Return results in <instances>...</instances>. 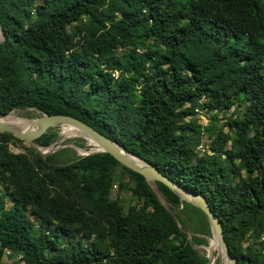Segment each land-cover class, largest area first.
Instances as JSON below:
<instances>
[{"label":"trees","instance_id":"16d2710c","mask_svg":"<svg viewBox=\"0 0 264 264\" xmlns=\"http://www.w3.org/2000/svg\"><path fill=\"white\" fill-rule=\"evenodd\" d=\"M0 24V115L79 118L203 195L237 264H264V0H0ZM64 150L44 158L0 134V264L6 251L20 264L208 263L199 208L157 182L172 214L110 154Z\"/></svg>","mask_w":264,"mask_h":264},{"label":"water","instance_id":"95a60500","mask_svg":"<svg viewBox=\"0 0 264 264\" xmlns=\"http://www.w3.org/2000/svg\"><path fill=\"white\" fill-rule=\"evenodd\" d=\"M0 30L2 31L1 24ZM10 115L11 113L8 115H0V134L9 133L14 135L15 137L23 140L24 143L29 147L34 148L44 158L55 153V151L59 148V142L67 136L66 134H62L60 139L49 146L45 151L41 150V147H39L35 143L38 138L47 133L51 128L61 127L77 130L79 132L78 134H71L69 136H81L87 140H90L93 144L99 146V148L97 147L98 149L95 152H92L87 156L96 153H108L126 168L142 175L147 183L153 188L167 210L170 213L174 214L171 206L167 202V199L158 188L157 182L166 185L180 198L199 208L207 216L208 221L211 225L212 234L218 246V251L225 259V264H237L236 259L231 255L230 248L225 239L223 223L220 218L212 211L207 199L203 195L187 190L179 183L164 175L153 164L141 159L135 154L130 153L119 143L109 139L94 127L80 120L79 118L63 114L48 115L41 112L39 114V117L28 121L29 124L25 126L11 125L9 123L1 121L2 119H5ZM213 255L214 252H212L211 256L208 257L207 264H214Z\"/></svg>","mask_w":264,"mask_h":264},{"label":"rangeland","instance_id":"374dc122","mask_svg":"<svg viewBox=\"0 0 264 264\" xmlns=\"http://www.w3.org/2000/svg\"><path fill=\"white\" fill-rule=\"evenodd\" d=\"M1 32V38L0 41H2L4 39L3 33ZM234 109H232L229 112L226 113H221L220 114V122L218 123V127H222L225 124V119L228 118L232 113H233ZM12 113H16L20 118L27 120V121H31L37 117H39V114L41 113L39 110H36L34 107H32L30 110H26V111H21V110H17V111H13ZM11 113V114H12ZM212 117V114H207V112L205 111H200L196 117V119L198 120V122L200 123L201 126L203 127H207L209 125H211L210 123V118ZM65 128L61 129V136L62 134H64ZM225 132H228V128L224 129ZM209 140L208 137L206 135H204L203 138V143L202 145L199 147L198 151L199 154L203 153L205 150H209L208 146H209ZM92 142H90V140L85 139L84 137L81 136H67L65 137L62 141L59 142L58 144V149L55 151V153H59L61 150L65 149V148H71L74 151H68V150H64L65 152H63V155L61 156L65 161L69 160V159H75L78 157H85L88 154L95 152L98 148L94 145L91 144ZM52 144H50L49 146H51ZM82 145L83 147L80 148L79 146ZM24 146L29 147L27 144L24 143ZM49 146H39L41 147V150L43 149H47ZM228 146H230V144H228ZM11 150L15 153H24L25 149L22 148L20 145H15V144H11ZM78 147V148H77ZM116 180L118 181L119 178L123 177H129V173L122 168L121 166H117L116 167ZM5 187L2 186V189H4ZM117 196L122 197L123 200V205L125 207V209L127 210L129 205L132 202V198L129 192H121L118 185L114 186L112 191H111V198L112 199H116ZM7 202V209L11 208L12 206V202L9 200V198L6 200ZM211 227V225H210ZM212 231V230H211ZM194 236V234L190 233V238H192ZM203 238H205L207 240V244L206 245H197L194 243V247L195 249L198 251V253L205 258H208L209 256H211V252L210 249H212L214 252L213 255V259H214V264H225V259L222 257V255L219 253L218 249L214 250L213 249V242L215 241V238L212 234L211 237L208 236H202ZM4 262L5 264H12V263H16V264H20L19 263V259L18 258H10V256L8 258H4Z\"/></svg>","mask_w":264,"mask_h":264},{"label":"bare ground","instance_id":"6f19581e","mask_svg":"<svg viewBox=\"0 0 264 264\" xmlns=\"http://www.w3.org/2000/svg\"><path fill=\"white\" fill-rule=\"evenodd\" d=\"M0 38H1V32H0ZM2 122H5V123H9V124H11V125H17V126H25V125H28L29 124V122L28 121H26V120H24V119H22V118H20L16 113H12L10 116H8L7 118H5V119H2L1 120ZM79 132L77 131V130H75V129H72V128H65V131H64V134H66V136H69V135H71V134H78ZM91 142V141H90ZM91 144H93V143H91ZM95 145V144H94ZM96 147H98L99 148V146H97V145H95ZM44 151L46 150V148L45 149H43ZM213 249L214 250H216V249H218V246H217V244H216V242L214 241L213 242ZM212 249H210V252L212 253Z\"/></svg>","mask_w":264,"mask_h":264},{"label":"built area","instance_id":"2783aa9c","mask_svg":"<svg viewBox=\"0 0 264 264\" xmlns=\"http://www.w3.org/2000/svg\"><path fill=\"white\" fill-rule=\"evenodd\" d=\"M115 77H118V72L115 73ZM11 255L10 251L5 252V257L8 258ZM20 259V258H19Z\"/></svg>","mask_w":264,"mask_h":264}]
</instances>
